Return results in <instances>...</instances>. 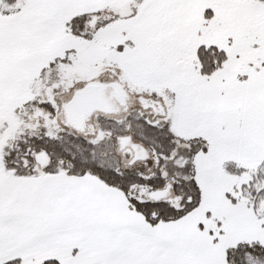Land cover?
<instances>
[{"label": "snow or ice", "instance_id": "snow-or-ice-1", "mask_svg": "<svg viewBox=\"0 0 264 264\" xmlns=\"http://www.w3.org/2000/svg\"><path fill=\"white\" fill-rule=\"evenodd\" d=\"M0 264H264V0H0Z\"/></svg>", "mask_w": 264, "mask_h": 264}]
</instances>
